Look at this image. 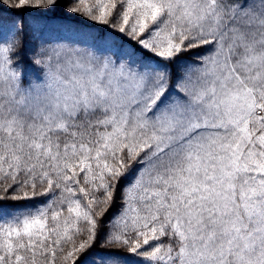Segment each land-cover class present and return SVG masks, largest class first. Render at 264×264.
<instances>
[{
	"label": "snow or ice",
	"instance_id": "obj_1",
	"mask_svg": "<svg viewBox=\"0 0 264 264\" xmlns=\"http://www.w3.org/2000/svg\"><path fill=\"white\" fill-rule=\"evenodd\" d=\"M0 264H264V0H0Z\"/></svg>",
	"mask_w": 264,
	"mask_h": 264
},
{
	"label": "rangeland",
	"instance_id": "obj_2",
	"mask_svg": "<svg viewBox=\"0 0 264 264\" xmlns=\"http://www.w3.org/2000/svg\"><path fill=\"white\" fill-rule=\"evenodd\" d=\"M53 23L55 25H58V26H63L64 28L78 27L80 29V31L84 32V33H88L91 31V29L86 24H81V23L75 22L73 20L59 19V20H55ZM66 34H68V33H66Z\"/></svg>",
	"mask_w": 264,
	"mask_h": 264
},
{
	"label": "trees",
	"instance_id": "obj_3",
	"mask_svg": "<svg viewBox=\"0 0 264 264\" xmlns=\"http://www.w3.org/2000/svg\"><path fill=\"white\" fill-rule=\"evenodd\" d=\"M60 13H57V15H59ZM62 20H64V19H62ZM73 21H75V22H79L78 20H73Z\"/></svg>",
	"mask_w": 264,
	"mask_h": 264
}]
</instances>
